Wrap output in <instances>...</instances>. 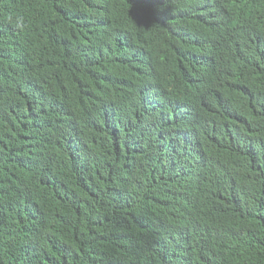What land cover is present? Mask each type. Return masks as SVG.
Returning <instances> with one entry per match:
<instances>
[{
    "label": "trees",
    "instance_id": "obj_1",
    "mask_svg": "<svg viewBox=\"0 0 264 264\" xmlns=\"http://www.w3.org/2000/svg\"><path fill=\"white\" fill-rule=\"evenodd\" d=\"M0 264H264V0H0Z\"/></svg>",
    "mask_w": 264,
    "mask_h": 264
}]
</instances>
